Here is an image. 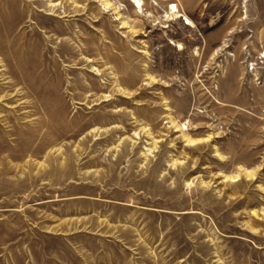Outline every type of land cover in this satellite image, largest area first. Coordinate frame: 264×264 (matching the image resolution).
I'll return each instance as SVG.
<instances>
[{
  "label": "rangeland",
  "instance_id": "obj_1",
  "mask_svg": "<svg viewBox=\"0 0 264 264\" xmlns=\"http://www.w3.org/2000/svg\"><path fill=\"white\" fill-rule=\"evenodd\" d=\"M139 1L0 0V264H264V0Z\"/></svg>",
  "mask_w": 264,
  "mask_h": 264
},
{
  "label": "bare ground",
  "instance_id": "obj_2",
  "mask_svg": "<svg viewBox=\"0 0 264 264\" xmlns=\"http://www.w3.org/2000/svg\"><path fill=\"white\" fill-rule=\"evenodd\" d=\"M137 4H136V6L137 7H141V3H140V1L139 0H134ZM237 180V179H236Z\"/></svg>",
  "mask_w": 264,
  "mask_h": 264
}]
</instances>
